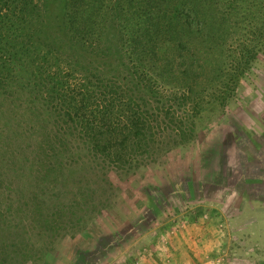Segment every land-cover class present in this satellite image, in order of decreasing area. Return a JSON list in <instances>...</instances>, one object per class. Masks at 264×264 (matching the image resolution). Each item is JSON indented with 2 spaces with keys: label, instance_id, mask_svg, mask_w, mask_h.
Listing matches in <instances>:
<instances>
[{
  "label": "trees",
  "instance_id": "1",
  "mask_svg": "<svg viewBox=\"0 0 264 264\" xmlns=\"http://www.w3.org/2000/svg\"><path fill=\"white\" fill-rule=\"evenodd\" d=\"M157 1L162 16L147 24L141 0L129 12L127 0H0V54L8 59L0 58V85L21 81L15 77L22 71L11 64L33 49L42 54L31 71L44 99L34 110L40 122L33 123L45 129L39 155L45 179L51 178L45 181L51 193H37L32 207L16 209L24 214L20 223L10 215L0 219L6 220L0 226V264L43 259L59 238L85 229L93 213L108 207L111 172L125 179L179 147L180 139L194 137L192 110L180 123V92L183 109L192 100L199 113L204 95L195 92L198 76L206 74L216 48L224 54L230 12L218 16L215 0ZM41 16V28L60 37L57 47L43 49V36L33 41ZM53 60H65L69 72L46 67ZM55 115L62 128L47 119ZM232 135L222 129L224 144ZM258 158L249 150L243 171L255 162L264 171V158ZM70 182L76 183L71 198L52 192ZM155 189L149 208L158 213L165 200Z\"/></svg>",
  "mask_w": 264,
  "mask_h": 264
},
{
  "label": "rangeland",
  "instance_id": "2",
  "mask_svg": "<svg viewBox=\"0 0 264 264\" xmlns=\"http://www.w3.org/2000/svg\"><path fill=\"white\" fill-rule=\"evenodd\" d=\"M141 1L147 24L162 16L157 0ZM215 1L218 16L230 12L228 37L224 54L216 48L206 74L198 76L195 92L204 95L199 113L192 100L183 109L180 92V123L192 110L194 137L180 139L179 147L125 179L111 172L108 207L93 213L85 229L62 236L43 259L29 264H264V171L260 162L243 171L249 150L264 158V0ZM137 6V0H127L125 9ZM44 20L41 16L33 41L43 36L41 47L52 49L60 37L41 28ZM24 41L29 42L28 37ZM39 54L33 49L31 56L11 64L15 72L22 71V77H15L20 82L0 85V219L10 215L19 223L24 214L16 209H25L27 203L32 207L37 193H51V182H45L51 178L45 179L41 167L44 157L39 154L44 152L38 146L45 129L33 123L40 122L34 110L44 101L31 73ZM57 62L46 67L69 72L65 60ZM47 119L62 128L59 116ZM224 127L233 132L225 144ZM67 157L76 159L73 153ZM75 184L52 192L71 198ZM155 187V195L165 200L158 213L149 208ZM4 223L0 220V226Z\"/></svg>",
  "mask_w": 264,
  "mask_h": 264
}]
</instances>
